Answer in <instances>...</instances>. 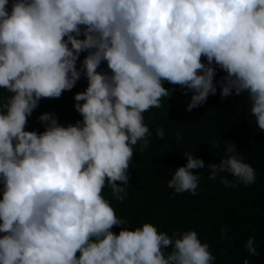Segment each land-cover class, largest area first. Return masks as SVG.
I'll use <instances>...</instances> for the list:
<instances>
[{"label": "clouds", "instance_id": "clouds-1", "mask_svg": "<svg viewBox=\"0 0 264 264\" xmlns=\"http://www.w3.org/2000/svg\"><path fill=\"white\" fill-rule=\"evenodd\" d=\"M82 77V119L63 126L45 112L42 132L26 130L41 99ZM165 81L192 93L189 112L217 87L221 99L246 95L264 131V0H0V89L9 94L0 97V264H213L195 230L131 227L111 206L127 197L134 146H149L143 114L174 92ZM226 151L207 165L208 179L228 173L225 187L253 184L235 145ZM183 156L167 187L196 195L191 170L205 163ZM244 247L259 254L254 237Z\"/></svg>", "mask_w": 264, "mask_h": 264}, {"label": "trees", "instance_id": "trees-1", "mask_svg": "<svg viewBox=\"0 0 264 264\" xmlns=\"http://www.w3.org/2000/svg\"><path fill=\"white\" fill-rule=\"evenodd\" d=\"M85 55L81 53L80 61ZM105 68L106 64L98 71ZM224 74L218 70L215 79ZM163 86L174 88V92L171 98L162 99L161 108L143 114L151 132L149 146L143 152L139 143L134 146L127 197L122 203L112 199L111 206L131 227L150 222L169 235L178 230H195L201 242L209 245L215 257L213 264H243L245 258L249 264H264V131L258 129L251 116L246 95L221 99L217 87L215 95H209L203 105L189 112L186 107L192 93L185 95L180 86L166 81ZM86 87L87 80L82 77L61 97L41 99L28 119L26 130L42 132L44 126L37 118L45 112L54 113L63 126L82 119L74 109V95ZM8 95L0 89V97ZM157 128H163V139L156 136ZM232 143L243 162L254 169L255 182L251 185L225 187L221 177L233 181L228 173L218 174L215 180L208 179L207 165L219 164L221 159L232 155L226 151ZM184 153H191L205 163L204 168L191 170L200 177L196 195L177 194L167 187L175 170L186 164ZM103 194L111 198L109 189L105 188ZM225 228L230 229L227 238H221ZM112 230L118 234L120 227ZM250 237H254L259 253L256 256L244 247Z\"/></svg>", "mask_w": 264, "mask_h": 264}]
</instances>
